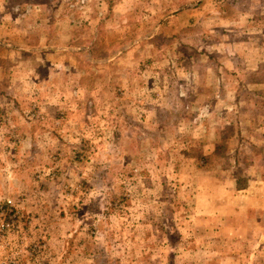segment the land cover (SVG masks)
<instances>
[{
    "label": "rangeland",
    "instance_id": "rangeland-1",
    "mask_svg": "<svg viewBox=\"0 0 264 264\" xmlns=\"http://www.w3.org/2000/svg\"><path fill=\"white\" fill-rule=\"evenodd\" d=\"M0 258L264 264V0H0Z\"/></svg>",
    "mask_w": 264,
    "mask_h": 264
},
{
    "label": "built area",
    "instance_id": "built-area-1",
    "mask_svg": "<svg viewBox=\"0 0 264 264\" xmlns=\"http://www.w3.org/2000/svg\"><path fill=\"white\" fill-rule=\"evenodd\" d=\"M14 217L15 213H11L6 215V213L3 212L2 209H0V231H8L9 229H12L13 223H14ZM13 257L8 258H0V264H14Z\"/></svg>",
    "mask_w": 264,
    "mask_h": 264
}]
</instances>
